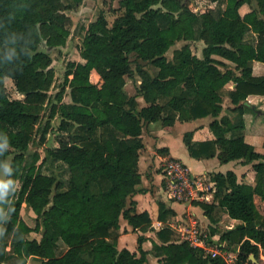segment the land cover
Instances as JSON below:
<instances>
[{
  "label": "trees",
  "instance_id": "obj_1",
  "mask_svg": "<svg viewBox=\"0 0 264 264\" xmlns=\"http://www.w3.org/2000/svg\"><path fill=\"white\" fill-rule=\"evenodd\" d=\"M81 1L0 0V173L11 156L0 183V264H26L30 256L40 264H144L143 233L136 251L117 246L121 218L134 231L146 232L151 223L133 199L140 191L142 128L206 116L212 118L213 138L195 142L185 132L189 153L251 164L254 182L239 181L232 170L213 172V201L197 203L210 220L209 235L218 233L219 241L235 249L233 264H253L250 256L257 260L264 251V213L254 201L256 195L264 201V153L244 133L245 114L257 132L259 122L264 124V109L246 104L251 94L264 97V74H252L251 66L253 60L264 64V0H209L202 7L190 0H119L121 12L111 25L100 13L82 26L77 49L84 61L66 63L50 103L43 132L59 118L57 129L67 136L48 149L47 159L34 153L26 162L55 80L52 57L40 45H65L71 25L65 10ZM244 4L249 10L241 13ZM248 31L254 40L246 37ZM192 41L203 42L201 56L192 51ZM177 42L181 45L168 58ZM134 71L139 82L129 94L125 78ZM5 77L23 98L8 97ZM230 81L235 85L226 89ZM225 97L231 106L223 107ZM47 160L60 163L66 178L45 173ZM23 204L35 214L33 227L21 217ZM171 212L160 203L161 220ZM221 212L236 221L232 228L217 226ZM32 231L39 238L30 237ZM156 234L161 243H152L150 251L160 264H229L221 255L176 240L169 227Z\"/></svg>",
  "mask_w": 264,
  "mask_h": 264
},
{
  "label": "crops",
  "instance_id": "obj_2",
  "mask_svg": "<svg viewBox=\"0 0 264 264\" xmlns=\"http://www.w3.org/2000/svg\"><path fill=\"white\" fill-rule=\"evenodd\" d=\"M246 37L250 40H254L255 34L248 31ZM221 60L232 65L230 61L224 59ZM251 66L252 74H264V64L260 61L253 60ZM234 85L235 84L230 81L225 84V88L232 89ZM137 99L139 102L142 100L141 97H138ZM257 102H260L262 106H264V97L254 94L247 97L246 104L257 105ZM227 106H231V104L228 98L225 97L223 107ZM248 116L249 114H245L247 128L244 133V138L247 142L253 145L254 149H257L260 144L264 148V134L258 135L255 128H250ZM211 119L210 116L188 120L177 119L172 125L167 126L162 125L160 121H155L144 125L142 128L141 139L143 147L139 152L138 158V171L141 180L137 185V188L140 189V191L133 195V199L136 201V210L138 212L147 211L149 213L151 223L146 232L134 231L127 221L121 218L117 246L118 248L126 247L131 251H136L137 236L138 234L143 233L146 236V239L143 241L142 247L148 251L147 260L144 264H160L158 256H155L150 251L152 249V243H161V240L156 234L159 229L169 227L173 230L175 239L183 241L181 240V229L188 224L190 219L196 220L201 229H204L206 226L209 227L211 224L208 216L197 203L201 201L179 202L171 199L167 194L161 171V165L166 158L174 157L180 159L195 175L198 176L207 175L208 173L213 172L225 173L228 170H232L236 173L239 181H245L248 183L254 182V170L252 169L251 164H244L240 160L220 163L216 156L209 158H196L189 153L184 142V133L190 131L192 134L191 139L195 142L212 139L213 134L209 128V122ZM259 152L264 153V151ZM258 197L259 196L257 195L254 197L255 201ZM211 201H213V198ZM160 203H163L166 208L173 211L165 220H161L158 217ZM223 217L230 219L227 224L228 226L225 228H232L236 221L230 218L226 213L223 214ZM219 221L218 223H220ZM214 226H216V224H214ZM209 236L213 241L219 237V234L214 233ZM31 257L38 258L36 256H30L29 258ZM37 260L40 259L38 258Z\"/></svg>",
  "mask_w": 264,
  "mask_h": 264
},
{
  "label": "rangeland",
  "instance_id": "obj_3",
  "mask_svg": "<svg viewBox=\"0 0 264 264\" xmlns=\"http://www.w3.org/2000/svg\"><path fill=\"white\" fill-rule=\"evenodd\" d=\"M193 4H195L197 7L205 6L206 4L210 3L209 0H193ZM249 10V6L247 4H244L240 11L241 13H244ZM121 12V8L119 6V0H82L81 3L71 9H66L65 13L69 15L71 19V25H70V33L67 38V41L64 46L52 48L47 47L44 42L41 43L40 48L46 49L51 57H52V67L55 71V80L54 85L49 90V100L45 102L43 105V108L41 110V115L38 123L36 124L31 139L28 143V149L25 154V161L28 162L33 157L34 153H36L40 158L45 157L48 158L47 151L48 149L57 146V140L61 137H66V133L63 131H58V124H59V118H53L50 120L52 129L44 133L43 129L46 124V120L48 119V113H49V107L50 103L53 100L54 94L59 89V83L62 78L63 71L66 67V63L71 60H79L84 61V58L80 55L77 46L81 42L82 37V26L87 24L88 22L95 20L100 13H103L105 15L108 25H111L113 19L116 17L117 14ZM192 51L197 54L198 56H201V50L203 47L202 41H192L190 42ZM181 42H177L174 46L170 47L169 50L166 52V56L168 58L171 57L172 50L180 46ZM231 65V64H230ZM147 68L152 72V67L149 65H146ZM139 82V77L134 71L130 76H126L125 78V91L129 94H133L136 90V85ZM4 84L5 89L7 92V95L9 98H23V94L18 92L15 88L14 82L10 77L4 78ZM64 101L69 102L70 101V95L66 94L64 96ZM257 101V100H256ZM257 107H262L264 109V106L260 102H257ZM143 101L140 100L139 105H142ZM251 118V117H250ZM258 135H261L264 129L263 121L259 122L258 124ZM256 151H264L263 146L260 144L258 145ZM11 156H8L6 159V162L1 170L0 173V183H3V179L5 177L6 173V167L9 163ZM242 164V163H241ZM43 171L45 173H53L57 177L64 179L67 176V171L60 165V163H52L51 160H47L43 166ZM206 177L205 184L210 187L212 185L211 173H208L207 175H204ZM205 179V178H203ZM20 186V180H17L15 182V188L19 189ZM213 191V190H212ZM255 201V199H254ZM255 204L258 208V210L261 213H264V203L263 200H261L259 197L256 198ZM21 217L23 220L31 227L35 225V214L31 210L30 207H28L26 204H23L20 209ZM223 212H221V218L220 223H218V227L225 228L227 227L230 219L227 217H223ZM203 231L205 233H209V227H204ZM30 237H36L39 238V234L32 231L29 233ZM64 246H62L63 248ZM29 258V257H28ZM38 258H29L27 259L26 264H40V260H37ZM38 261V262H37ZM4 264H10V263H4Z\"/></svg>",
  "mask_w": 264,
  "mask_h": 264
},
{
  "label": "built area",
  "instance_id": "obj_4",
  "mask_svg": "<svg viewBox=\"0 0 264 264\" xmlns=\"http://www.w3.org/2000/svg\"><path fill=\"white\" fill-rule=\"evenodd\" d=\"M161 171L165 190L171 199L179 202L211 201L212 185L207 186L206 177L195 175L180 159L166 158L161 165ZM181 240L187 241L192 247L202 248L205 253L221 255L229 264L234 263L235 249L228 248L225 242L219 241V237L212 241L194 219H190L181 229ZM253 264H264V251H260L259 259Z\"/></svg>",
  "mask_w": 264,
  "mask_h": 264
},
{
  "label": "water",
  "instance_id": "obj_5",
  "mask_svg": "<svg viewBox=\"0 0 264 264\" xmlns=\"http://www.w3.org/2000/svg\"><path fill=\"white\" fill-rule=\"evenodd\" d=\"M190 1H193V0H190ZM185 2V0H182V3ZM251 258L253 259L254 262H256V259L254 258L253 255H251Z\"/></svg>",
  "mask_w": 264,
  "mask_h": 264
}]
</instances>
